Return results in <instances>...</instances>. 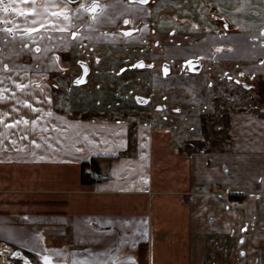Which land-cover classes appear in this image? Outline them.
<instances>
[{"label":"crops","instance_id":"obj_1","mask_svg":"<svg viewBox=\"0 0 264 264\" xmlns=\"http://www.w3.org/2000/svg\"><path fill=\"white\" fill-rule=\"evenodd\" d=\"M21 1L32 9L42 0ZM69 6L45 0L41 9L55 24ZM151 7L154 36L187 41L166 46L178 55L239 61L246 75L264 76V0ZM108 8L114 20L129 16L124 3ZM39 25L34 17L22 30ZM51 122L42 131L34 122L31 145L2 157L0 264H264V119L240 116L227 148L190 154L145 122Z\"/></svg>","mask_w":264,"mask_h":264},{"label":"rangeland","instance_id":"obj_2","mask_svg":"<svg viewBox=\"0 0 264 264\" xmlns=\"http://www.w3.org/2000/svg\"><path fill=\"white\" fill-rule=\"evenodd\" d=\"M13 1L5 0L0 9L8 27H0V163L8 151L31 145L28 139L32 140L34 122L42 125L41 131L48 130L56 127L55 122L50 123L52 127L46 125L49 118L59 115L116 119L131 125L145 122L167 130L171 145L189 154L227 148L240 116L264 119V76L246 75L242 62L214 61L207 56H197L202 70L190 74L191 52L178 55L177 48L166 47L184 45L183 36L173 40L152 34L153 1L140 5L106 0L104 11L92 19L81 2L63 0L71 7L70 17L65 14L68 8L58 7L62 19L55 24L53 13L47 16L39 1L32 13L21 0ZM110 2L130 6L128 18L138 26V33L119 34L122 19L110 16ZM33 16L41 25L33 31L22 30L29 28ZM204 33L193 34L189 40L195 42ZM79 61L89 69L81 85L75 84L81 73ZM138 62L143 63L141 68L135 67ZM165 63L170 71L163 76Z\"/></svg>","mask_w":264,"mask_h":264},{"label":"water","instance_id":"obj_3","mask_svg":"<svg viewBox=\"0 0 264 264\" xmlns=\"http://www.w3.org/2000/svg\"><path fill=\"white\" fill-rule=\"evenodd\" d=\"M71 3L76 2L77 0H68ZM151 1L153 0H129L130 3H135V4H140V5H148ZM88 12L91 15H95L96 13H98L100 11V3L95 1L93 3H91L88 7H87ZM132 33V31H127L126 34H130ZM143 66L142 62H138L135 67H139L141 68ZM86 67V66H85ZM203 67V63L199 60V59H193L190 60L187 63V69L191 74H199L202 70ZM170 71V67L168 63H165L162 65V75L166 76ZM87 70L86 68L83 69V73L80 79H78V83L77 84H81L84 82V78L86 76ZM242 87H246L245 84L240 83Z\"/></svg>","mask_w":264,"mask_h":264},{"label":"flooded vegetation","instance_id":"obj_4","mask_svg":"<svg viewBox=\"0 0 264 264\" xmlns=\"http://www.w3.org/2000/svg\"><path fill=\"white\" fill-rule=\"evenodd\" d=\"M65 1H67L68 3H71V2H69L68 0H65ZM86 1H87V2H86ZM95 1H97V2L100 3V11H99L98 13H96L95 15H91V14L88 12L87 7H88L91 3L95 2ZM105 1H106V0H84V1H83V0H77V1L74 2V3H80V2H81V3H82L81 5L84 6L85 11H86V12L88 13V15L93 19V18H95L98 14H100L102 11H104L105 7H104L103 3H104ZM126 1H127L128 4H135V3H130L129 0H126ZM153 1H155V0H153ZM40 3L43 4L44 1H41ZM74 3H71V4H74ZM70 13H71V11H70ZM125 21H127V23H125ZM120 23H121V25H120V27H119L118 32H119V34H121V35H123V36H125V37H129V36L135 35L136 33L139 32V28H138V26H133L131 20H130L128 17L122 19V21H121ZM127 31H132V33H130V34H126ZM66 56H67V54L64 55V58H65ZM79 65H80V67H81V73H80L79 77H77V81H78V79L81 78L82 73H83V69H84V68H86V70H87L86 76H87L88 73H89V69H88V66H87L86 63H83V62L79 61ZM85 66H86V67H85ZM86 76H85V78L83 79V80H84L83 83L86 82ZM77 83H78V82H76L75 84H77ZM81 84H82V83H81ZM81 84H77V85H81ZM52 87L55 88V89L58 88V86H57L56 84H52Z\"/></svg>","mask_w":264,"mask_h":264},{"label":"built area","instance_id":"obj_5","mask_svg":"<svg viewBox=\"0 0 264 264\" xmlns=\"http://www.w3.org/2000/svg\"><path fill=\"white\" fill-rule=\"evenodd\" d=\"M91 177H93L96 181H101L103 179V175L101 173H90Z\"/></svg>","mask_w":264,"mask_h":264},{"label":"snow or ice","instance_id":"obj_6","mask_svg":"<svg viewBox=\"0 0 264 264\" xmlns=\"http://www.w3.org/2000/svg\"><path fill=\"white\" fill-rule=\"evenodd\" d=\"M2 3H3V0H0V4H2ZM4 10L7 11L8 10L7 7H5ZM29 11H32V9H29ZM65 19H67V17H65ZM125 23H127V21H125ZM33 30L34 29H29V31H33ZM77 82H79V81H77Z\"/></svg>","mask_w":264,"mask_h":264},{"label":"bare ground","instance_id":"obj_7","mask_svg":"<svg viewBox=\"0 0 264 264\" xmlns=\"http://www.w3.org/2000/svg\"><path fill=\"white\" fill-rule=\"evenodd\" d=\"M4 254V250L2 249V247H0V256L2 257Z\"/></svg>","mask_w":264,"mask_h":264},{"label":"trees","instance_id":"obj_8","mask_svg":"<svg viewBox=\"0 0 264 264\" xmlns=\"http://www.w3.org/2000/svg\"><path fill=\"white\" fill-rule=\"evenodd\" d=\"M84 178L86 177V175H82Z\"/></svg>","mask_w":264,"mask_h":264}]
</instances>
